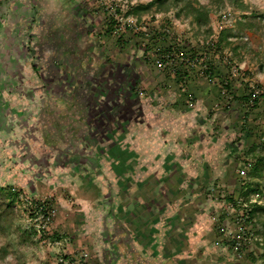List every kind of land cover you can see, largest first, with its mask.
Listing matches in <instances>:
<instances>
[{
  "label": "rangeland",
  "instance_id": "1",
  "mask_svg": "<svg viewBox=\"0 0 264 264\" xmlns=\"http://www.w3.org/2000/svg\"><path fill=\"white\" fill-rule=\"evenodd\" d=\"M26 1L18 3L21 5L20 16L24 18H20L10 40L23 48L22 52L31 62L28 68L33 70L32 75L38 73L39 89L43 90L49 103L54 96L59 99L61 110H90L93 93L100 96L104 89L101 79H109V90L116 93L118 89H125V98H134L133 103L130 101L134 110H208L204 117L205 145L200 154L204 153L206 167L213 168L216 175L200 180L199 185L205 189L204 196L213 193L217 194V199L226 194L239 198L245 183L259 188V192L250 191V202L264 206V168L260 177L246 174L241 177L239 173L245 167L244 162L253 164L257 155H264L260 148L264 142V99L259 95L264 93V0H192L206 7L207 28L197 27L184 12L177 16L179 8L173 7L158 10L154 5L138 18L124 15L130 6L127 2L123 3L124 10L116 13L117 7H111L106 0ZM149 1L135 0L136 4ZM110 15L117 20L113 33L106 32ZM129 25L132 30L139 26L144 30L146 25L166 29L170 37L167 40L177 42L180 48L192 53L190 57L195 59H192L194 64L188 65L177 57L172 66H159L156 60H162L166 52L145 53L143 43L138 42L139 37L133 34ZM221 29H228L230 33L218 46L215 44ZM88 44L93 46L90 47L92 61ZM172 51L178 54L181 50ZM28 81L32 82L31 78ZM2 85L9 87V83ZM24 86L36 89L34 83ZM251 90L259 99L256 106H253V95L249 100L244 99ZM1 91L0 86V184H10L21 192L14 204V225L33 227L38 242L18 244L17 233L11 229L6 234L0 231V264H129L127 243H115L111 237L114 228L110 224L112 207H105L100 216L96 213L88 215V206L83 201L86 195L75 187V183L81 184V181L77 176L70 178L67 175L70 173H63L74 169L71 166L85 164L82 160L88 154L84 153V148L81 145L60 148V156L65 157L61 162V173L59 170L45 172L47 179H59L60 185L45 188L44 167L38 170L40 164L33 158L39 157V149V153L48 152L40 140L36 143L30 139L32 147H24L21 137L25 136L26 123L33 121L32 106L34 112L37 110L34 106L39 108L35 105L37 100L34 98L33 105L30 102L27 106L13 98L15 91ZM21 93L27 95L24 90ZM128 111L126 108L123 112L126 117L131 115ZM132 122L124 121L127 125ZM133 131V128H125L118 137L119 148H107L98 155L100 177L96 171L84 174L92 191L107 186L112 179L111 183H117L120 196L132 193V186L137 182L131 172L134 160L130 154L134 150L129 139L133 137ZM117 152L128 156L122 165L126 170L117 173L118 179L115 172ZM22 161L28 167L24 171V166L20 165L24 163ZM24 198L28 199L25 201L28 204L32 198L44 202L51 200V203L42 215L31 217L23 204ZM105 200L104 204L111 205L108 198ZM236 208L240 211L245 207L241 203ZM236 208H232V219L238 212ZM212 209L211 216L217 213L215 206ZM116 212V217L123 216L122 207H117ZM126 215L132 216L131 211ZM218 215L215 214L212 220L219 219L221 224L223 217ZM262 224L264 214L257 213L250 223L251 231L261 232ZM54 233L60 237L51 239ZM263 238L262 235V243L251 242L238 264H264ZM6 242L11 244L8 249H4Z\"/></svg>",
  "mask_w": 264,
  "mask_h": 264
},
{
  "label": "crops",
  "instance_id": "2",
  "mask_svg": "<svg viewBox=\"0 0 264 264\" xmlns=\"http://www.w3.org/2000/svg\"><path fill=\"white\" fill-rule=\"evenodd\" d=\"M22 1L0 0V86L3 93L15 91L13 98L27 106L30 102L33 105L34 98L37 100L35 105L39 108L34 106L37 108L34 112L32 106L33 121L29 118L24 129L25 136L21 137L24 147H32L30 139L36 143L40 140L48 152L39 153V149V157L33 158L36 164H40L38 170L44 167V174L48 170H59L61 173V162L65 157L62 159L60 156V148L77 145L84 148V153L88 155L82 162L87 165L71 166L74 169L66 167L69 170L63 173H70L67 174L70 178L77 176L81 181V184L75 183V187L86 195L83 201L88 206V215L96 213L100 216L105 207H112L110 224L114 228L111 237H114L115 243H127L129 264H238L241 260L232 252L231 242L226 238V231L237 226L232 212L226 208L228 199H217L213 193L206 194V198L205 189L199 185L200 180L216 175L213 168L206 167L204 153L200 154L205 145L204 117L208 110H134L131 104L134 98H125V89H118L116 93L109 90V79H101L104 89L100 91V96L93 93L90 110H61V103L54 96L49 103L43 90L39 89L38 73L32 75L33 70L28 68L31 62L22 52L23 48L10 40L23 17L18 10L21 7L18 3ZM89 44L87 47L92 61L93 46ZM30 78L32 82L28 81ZM4 83H9V87L2 85ZM30 83L35 84V90L23 87V84ZM23 90L27 95L21 93ZM126 108L130 110L129 117L123 113ZM131 120V125L124 123ZM127 127L134 130L133 137L129 139L134 150L130 154L134 160L131 172L137 179L132 193L120 196L116 190L117 183H111L112 179L107 186H96L97 191H92L88 187L90 184L85 182L84 174L96 171L97 176H101L98 155L107 148L118 149V137ZM64 141L66 143L62 144ZM68 154L72 155V152ZM116 154L117 175L126 170L122 165L128 156L119 152ZM46 163L49 165L46 166ZM42 178L45 188L60 185L59 179L50 181L46 174ZM106 198L111 205L103 203ZM212 206L217 211L215 214L223 217L220 218L223 219L221 224L219 219L217 223L212 220L216 217L210 214ZM117 207L123 208V216L119 218L115 215ZM130 211L132 216H127Z\"/></svg>",
  "mask_w": 264,
  "mask_h": 264
},
{
  "label": "trees",
  "instance_id": "3",
  "mask_svg": "<svg viewBox=\"0 0 264 264\" xmlns=\"http://www.w3.org/2000/svg\"><path fill=\"white\" fill-rule=\"evenodd\" d=\"M238 1V0H235ZM156 5L158 7V10H167L170 8H179L178 12L176 13L177 16H180L179 12H184V15L187 17H190L191 20L197 25V27L202 28V27H208L209 25V15L207 13V9L205 6L200 5V4H195V2H193L192 0H150L148 3L146 4H139L137 3L136 5H130L129 8L126 10V12L124 13V15L126 16H139L148 12L150 10V8L152 6ZM241 6L243 4H240ZM112 7V5H111ZM116 11V13H120V9L117 7L114 9ZM117 20L114 16L110 15V17L108 18L107 21V29L106 32L109 33H113L115 30V28L117 27ZM128 27V26H126ZM146 28L143 30L141 28V26L134 28V30H132V27L129 28L130 30L133 32V34L136 37H139L138 42L143 43V50L145 53H152V54H159L162 53L164 54L165 52H167L168 50H181L183 53L187 54L188 56L192 55L189 54V52L187 53V51L183 48H180L177 45V42H169V40H167L168 38V33L166 32V29L164 30H158L155 28H149V26H145ZM229 30H222L220 31V38L219 40H217L215 45L220 44V42L222 41H226L227 37L229 35ZM233 36V34H232ZM194 57V56H193ZM254 93L249 91V94H247V96L244 97L245 100H249L250 96H252ZM260 96H262V98L264 99V93L259 94ZM254 96V95H253ZM252 96V97H253ZM255 97V96H254ZM258 97H255L252 102H253V106H256L258 104ZM261 149L264 150V142L262 143ZM254 149L252 148L251 151H253ZM244 165L248 166V170L246 173V176L249 177H260L261 176V171L264 168V155H257L256 159L254 161L253 164L249 163V162H244ZM244 177V176H241ZM248 185V186H247ZM245 185L242 184V188H244V191H241L239 194V198L237 197H233L230 194H226L225 198H227V201H232L233 204L236 203L237 200H240L243 204H246V214H247V218L245 219L246 224H249L255 219V216L257 213H261L264 214V206L256 203V202H250L249 199V193L250 191H258L259 192V188L256 185L255 187L252 188V186H250L249 184ZM21 194V192L19 190H15L14 188H12V186L10 184L8 185H1L0 184V231L1 232H7V230L11 229L12 232L17 233L18 236V241L17 243L19 244H35L38 242V239H35V233L36 230L33 227H29L26 224L22 225V224H18V225H14V204L17 202V198L18 196ZM51 201V200H50ZM49 200L47 202H44V200L41 199H31L30 200V204L23 202V204L25 205V209L28 210L29 216L31 217H36L37 215L42 214V212L45 210V208H47L46 206L49 205ZM51 203V202H50ZM236 208V207H234ZM237 210V208H236ZM238 211V210H237ZM242 222L238 221V226H240ZM245 224V225H246ZM15 226V227H13ZM10 230V231H11ZM45 233V232H44ZM6 234V233H5ZM245 234L247 236H249L251 239L250 242H258V243H262V235L264 236V224H262L261 226V232L260 231H251V228L249 227L247 231H245ZM245 235V236H246ZM54 237L59 238L60 235L57 233H54V235L50 236L51 239H53ZM264 239V238H263ZM248 240L245 242L244 246H243V252L245 254V252L247 251L248 247L250 246V243ZM11 246V244L9 242H6L4 245V249H8Z\"/></svg>",
  "mask_w": 264,
  "mask_h": 264
},
{
  "label": "built area",
  "instance_id": "4",
  "mask_svg": "<svg viewBox=\"0 0 264 264\" xmlns=\"http://www.w3.org/2000/svg\"><path fill=\"white\" fill-rule=\"evenodd\" d=\"M107 1L109 2L110 6L111 5H115L120 10H124V8H123L124 7V5H123L124 2H127L130 5L136 4L135 0H106V2ZM128 4H126V5H128ZM178 54L180 56H178ZM178 54L174 53L172 50H168L166 52V54L164 55V58H161L162 60H160V59L156 60V63L159 66H161V65L162 66H167V65L168 66H172L173 62H175V60H176L174 58L179 57V58H181L180 59L181 61H185V63H187L188 65H193L194 64L193 60H195V59L192 58L193 59L192 60L190 56H188L187 54H184L182 51H180ZM247 167L248 166L245 165V167H242L240 169L239 173H240L241 176L242 175L244 176L246 174ZM216 195H215V198H216ZM27 200H28L27 198H24V202L27 201ZM241 203L242 202L240 200H237L235 204H233L232 201H228V202H226L225 205H226V208L232 212V208H234L236 206H239ZM242 205L245 208H243L240 211H238L237 214L234 217L235 223L237 224L236 228H234V229L232 228V229H229V230L226 231V238H228L230 240V242H231L230 246H231L232 250L235 252L236 257L238 259H241L243 257V255H244L243 246H244L245 242L247 240L249 242L251 241L250 240L251 238L245 234V231L248 230L250 225L246 224L247 222L245 221V219L247 218L246 204L242 203ZM40 215H42V214H40ZM36 216H37V214H36ZM238 221L242 222L240 224V226H238Z\"/></svg>",
  "mask_w": 264,
  "mask_h": 264
}]
</instances>
